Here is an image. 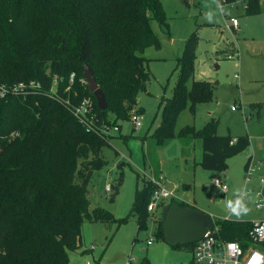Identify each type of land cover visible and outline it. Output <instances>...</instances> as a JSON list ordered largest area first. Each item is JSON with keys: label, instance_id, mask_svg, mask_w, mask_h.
<instances>
[{"label": "trees", "instance_id": "1", "mask_svg": "<svg viewBox=\"0 0 264 264\" xmlns=\"http://www.w3.org/2000/svg\"><path fill=\"white\" fill-rule=\"evenodd\" d=\"M242 2L247 15L264 11V0ZM153 21L169 31L163 0H0V86L41 83L28 94L2 96L0 88V264H72L70 250L80 246L85 220H102L107 226L120 220L104 208L92 207L89 189L94 172L107 163L104 147L114 134L88 129L73 106L91 97L98 124L119 125L121 132V121L131 120L139 94L151 80L145 51L160 46ZM199 41L194 30L177 58L178 78L172 95L160 101L161 119L152 134L158 149L175 138L185 144L201 140L198 163L219 176L251 140L247 134H219L216 118L202 128H177L185 109L195 113L198 104L214 95L216 82L195 77ZM229 49L230 54L239 53L234 42ZM87 67L105 93V110L85 82ZM68 99L72 103L67 106ZM160 173L158 162L155 175ZM121 180L122 173L118 184ZM157 187L149 181L136 190L127 218L138 216L139 231L149 228L148 203ZM171 203L196 207L175 197ZM165 205L161 202L160 211L154 212L159 214L156 234L163 239ZM215 221L220 238L248 246L250 220ZM194 246L174 247L193 252Z\"/></svg>", "mask_w": 264, "mask_h": 264}, {"label": "rangeland", "instance_id": "2", "mask_svg": "<svg viewBox=\"0 0 264 264\" xmlns=\"http://www.w3.org/2000/svg\"><path fill=\"white\" fill-rule=\"evenodd\" d=\"M163 4L169 31L165 32L157 21H153L160 46H152L145 51V56L149 58L151 80L138 97L143 110L135 106L132 113H138L142 125L134 128L132 120H123L121 132L112 130L114 135L110 144L104 147L107 163L94 172L89 186L92 207L104 208L120 220H111L108 226L102 220H85L81 244L77 249L70 250L72 264H205L195 263L192 251L174 248L165 239L157 237L155 227L159 214L148 211L149 228L140 231L138 216L134 214L127 218L137 188L151 181L152 169L159 161L156 151L148 150L143 138L160 122V101L162 97L172 95L179 73L175 70L177 58L182 55L185 43L194 30L200 35L195 77L216 82L214 95L208 102L198 104L195 113L185 109L179 115L177 128L187 124L202 128L207 121L216 118L219 134H247L251 144L230 158L229 167L220 173L219 176L229 185L225 193L214 184V172L198 163L203 153L199 139L188 163L182 160L181 153L178 156L170 154V145L162 150V185L173 191L176 198L217 218H264L263 210L256 206L251 184H246L245 167L250 156H253L256 165L261 166V170L254 174L252 184L256 185L259 176L264 173V11L247 15L242 1L233 7L225 5L223 13L217 10L214 0H163ZM226 13L238 16L240 25L234 27ZM209 14L215 15L213 22L205 19ZM231 42L239 49L234 58L228 57L231 52L227 49L230 50ZM150 134L154 144V136L152 132ZM174 140L178 139H173V143L178 144ZM121 173L122 180L118 184ZM185 184L191 186L188 188ZM108 185L112 186L110 192L106 191ZM116 187L118 192L113 200L110 196ZM236 189L248 191L245 200L249 211L240 219L232 216L226 207ZM214 190L222 194L220 200L215 199ZM151 228L154 242L148 245Z\"/></svg>", "mask_w": 264, "mask_h": 264}, {"label": "built area", "instance_id": "3", "mask_svg": "<svg viewBox=\"0 0 264 264\" xmlns=\"http://www.w3.org/2000/svg\"><path fill=\"white\" fill-rule=\"evenodd\" d=\"M236 2H227L226 0H221L220 4L222 7L225 5L235 6ZM230 21L233 26L239 25L238 16H231ZM237 53H232L229 58H234ZM75 74L71 75V81L74 80ZM238 77V75H236ZM1 95L4 96L7 93L28 94L31 92H36L41 88V83L35 80L29 82H20L12 86H0ZM70 88V87H69ZM68 88V90H69ZM54 91V89H53ZM55 92V91H54ZM70 99L66 101V105H71ZM234 109L235 106H232ZM73 112L75 116L84 123L88 129L99 132V134H112L113 131H119L121 128L119 125H108L105 121L101 125L98 124V116L95 111L94 101L91 97H85L79 104L73 106ZM131 120L133 121L135 127L142 125L141 120L137 114H132ZM261 170L260 165H256L253 158L246 167V184L249 186L251 184V191L256 197V206L259 210L264 212V173L258 178V183L252 184L254 182V174ZM153 183H157L158 187L153 191L150 202L148 203V211L156 212L158 206L161 202L166 201L175 197L173 191L168 190L162 184H160L155 177H150ZM214 184L221 188L223 193L229 189V185L224 182L220 176H216L214 179ZM107 191L112 190V186L108 185L106 187ZM248 194V191L244 192V196ZM176 198V197H175ZM234 199V198H233ZM215 218L214 225L211 230H209L200 240L195 242L193 249V258L197 263L205 264H264V218L250 220L252 226L248 232L249 244L247 247L242 246L238 241L225 240L219 237V225L216 224ZM222 219H230L228 217H220ZM154 242V232L151 231L148 238L147 244H152Z\"/></svg>", "mask_w": 264, "mask_h": 264}, {"label": "water", "instance_id": "4", "mask_svg": "<svg viewBox=\"0 0 264 264\" xmlns=\"http://www.w3.org/2000/svg\"><path fill=\"white\" fill-rule=\"evenodd\" d=\"M84 77L99 108L107 109L105 93L98 86L91 67L86 68ZM213 194L216 200H220L221 194L217 190H214ZM162 217L165 240L173 246L200 240L214 225V219L210 213L197 207L181 206L177 203L165 205L162 209Z\"/></svg>", "mask_w": 264, "mask_h": 264}, {"label": "crops", "instance_id": "5", "mask_svg": "<svg viewBox=\"0 0 264 264\" xmlns=\"http://www.w3.org/2000/svg\"><path fill=\"white\" fill-rule=\"evenodd\" d=\"M230 16H236V15H230ZM239 25H240V21H239ZM235 27V26H234ZM203 74V73H202ZM237 75V74H236ZM198 78H200V79H204V78H202V77H198ZM138 105V107H142V108H144L142 105H140L139 103L137 104ZM143 110V109H142ZM155 129V128H154ZM151 132H153V131H149V135L147 136H145L144 138H143V143H145V142H147V145H148V150H150V148H151V150L152 151H156V154L158 155V158H159V164H160V170H161V173H160V175L159 176H156L155 175V169H152V174H151V176H154L155 177V179H160L158 182L160 183V184H162V172H163V166H164V163H163V155H161V152H162V150L163 149H165L167 146H171L172 147V150H171V152H170V154H173L174 156H178L179 155V153H181V156H182V160H185V163H188L189 162V158L191 157V155H192V153H193V148H194V146L196 145V140H194V141H192V142H190L189 144H185L184 142H182L181 140H174V141H177L178 142V144H176V143H173V140H172V142L169 144V145H167L166 147H163V148H156V144H155V142H154V144L152 143V138L150 137V133ZM199 141V140H198ZM202 150H203V148H202ZM146 154V151H144V155ZM147 155V154H146ZM202 156V155H201ZM146 157V156H145ZM201 160V157H200V159H199V161ZM198 161V162H199ZM224 182H226V181H224ZM227 183V182H226ZM186 185V187H190L191 185L190 184H185ZM177 186V188H178V185H176ZM106 191H107V189H106ZM108 192V191H107ZM221 194V193H220ZM221 197H222V194H221ZM221 197H220V199H221ZM234 198V197H233ZM169 201L170 200H166V204H168L169 203ZM190 204V203H189ZM162 209H163V207H162ZM162 209H161V213H162ZM160 210L158 209L156 212L158 213ZM154 227H155V224H154ZM155 229H157V226L155 227ZM154 229V230H155ZM150 231H153V229L151 228V230ZM154 232V231H153ZM170 246H172V247H174L173 245H170ZM175 248V247H174ZM195 262V261H194ZM196 263V262H195Z\"/></svg>", "mask_w": 264, "mask_h": 264}, {"label": "clouds", "instance_id": "6", "mask_svg": "<svg viewBox=\"0 0 264 264\" xmlns=\"http://www.w3.org/2000/svg\"><path fill=\"white\" fill-rule=\"evenodd\" d=\"M214 2L216 3L217 10L220 13H223L224 10L222 5L219 3V0H214ZM205 19L209 22H213L215 15L209 14L205 17ZM226 207L229 213L237 219H240L242 216L246 215L249 211V208L247 206L243 190L236 189L234 192V199L229 200L226 204Z\"/></svg>", "mask_w": 264, "mask_h": 264}]
</instances>
